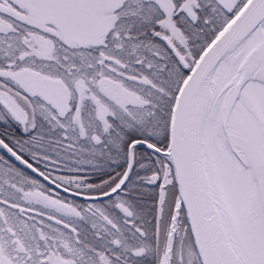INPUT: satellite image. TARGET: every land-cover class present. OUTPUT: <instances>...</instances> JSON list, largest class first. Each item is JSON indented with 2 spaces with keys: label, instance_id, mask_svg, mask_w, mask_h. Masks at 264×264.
<instances>
[{
  "label": "snow or ice",
  "instance_id": "snow-or-ice-1",
  "mask_svg": "<svg viewBox=\"0 0 264 264\" xmlns=\"http://www.w3.org/2000/svg\"><path fill=\"white\" fill-rule=\"evenodd\" d=\"M0 264H264V0H0Z\"/></svg>",
  "mask_w": 264,
  "mask_h": 264
}]
</instances>
